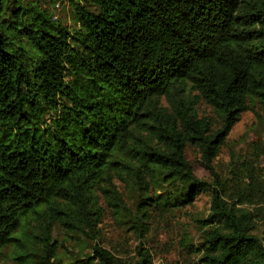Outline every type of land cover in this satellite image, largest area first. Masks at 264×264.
Returning a JSON list of instances; mask_svg holds the SVG:
<instances>
[{
	"label": "trees",
	"instance_id": "obj_1",
	"mask_svg": "<svg viewBox=\"0 0 264 264\" xmlns=\"http://www.w3.org/2000/svg\"><path fill=\"white\" fill-rule=\"evenodd\" d=\"M58 2L71 25L55 18ZM256 102L264 0H0V253L13 246L15 264H154L141 242L137 258L95 243L65 262L54 232L96 240L109 211L145 240L154 213L207 191L198 241H180L190 264H264V171L244 162L226 182L213 166ZM116 179L137 191L132 206Z\"/></svg>",
	"mask_w": 264,
	"mask_h": 264
},
{
	"label": "rangeland",
	"instance_id": "obj_2",
	"mask_svg": "<svg viewBox=\"0 0 264 264\" xmlns=\"http://www.w3.org/2000/svg\"><path fill=\"white\" fill-rule=\"evenodd\" d=\"M44 1V0H40ZM45 5V4H43ZM52 12L55 18L62 22L72 24L70 19L69 8L67 2H58L52 7ZM198 112L201 116H208L213 123L218 125V117L213 108L200 101L198 104ZM254 146V147H253ZM259 153L260 157L253 158L252 151ZM264 104L256 102L250 104V108L242 113L232 131L222 145L218 156L213 160V166L221 179L226 182H231V171H237L238 166H242L244 162L251 165L254 160L258 168L264 171ZM188 159L192 162L195 168V174L212 183L213 176L203 166V159L198 149L188 147L186 150ZM257 167V166H256ZM237 168V169H236ZM263 177H259V181L264 187ZM115 183L119 192L124 196L125 201H128L130 206L134 203V196H137V191L130 188L131 183H126L123 180L116 179ZM169 188L168 184H164L162 191ZM161 191V192H162ZM211 196L207 191H202L198 194L194 202L181 209H175L173 212L164 215L154 213L158 216L151 224H149V232L146 234L145 240H139L136 235L126 229L115 220L114 215L107 211L103 218V223L99 224L96 233V240L84 236H77V240L66 237L61 229L54 232V238L58 239L60 251L63 255V261H70V255L83 258L87 257L92 246L97 243L102 246L112 247L118 250L123 257L137 258L135 252L139 242L144 243V247H148L153 253L154 264H190L193 256L181 249L180 241L182 236H189L191 243L198 241V223L197 220L203 218L208 213L210 207ZM13 246H8L0 253V264H15L13 260ZM70 254L69 256H66ZM66 256V257H65ZM61 264V262L57 263Z\"/></svg>",
	"mask_w": 264,
	"mask_h": 264
}]
</instances>
